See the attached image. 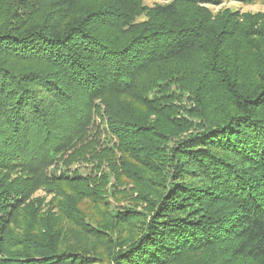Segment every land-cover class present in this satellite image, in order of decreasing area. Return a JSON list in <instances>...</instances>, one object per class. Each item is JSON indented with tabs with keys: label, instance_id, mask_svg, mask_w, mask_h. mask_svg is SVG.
I'll use <instances>...</instances> for the list:
<instances>
[{
	"label": "trees",
	"instance_id": "1",
	"mask_svg": "<svg viewBox=\"0 0 264 264\" xmlns=\"http://www.w3.org/2000/svg\"><path fill=\"white\" fill-rule=\"evenodd\" d=\"M223 1L0 0V264H264V22Z\"/></svg>",
	"mask_w": 264,
	"mask_h": 264
},
{
	"label": "rangeland",
	"instance_id": "2",
	"mask_svg": "<svg viewBox=\"0 0 264 264\" xmlns=\"http://www.w3.org/2000/svg\"><path fill=\"white\" fill-rule=\"evenodd\" d=\"M163 0H144V3H146L147 5H152L156 2H161ZM165 1V0H164ZM205 8H207V10L209 11V13L212 15L213 20L216 16L218 15H223V14H230L232 16L237 15L244 17V18H250L252 15L254 14H258V20L259 22H264V19L261 17L262 14H264V0H255L252 3H242L239 1H230V0H225L222 3L218 4V5H207ZM243 19V18H242ZM241 19V20H242ZM250 24V22H249ZM230 40V39H229ZM262 63V62H261ZM90 167H86L84 169V172H88ZM123 184H121L120 187H122V190L125 188H130L131 185L130 183H128L127 181H125L123 179ZM133 191L132 188L131 190H129L128 192ZM36 195H42L44 196L43 191L38 192ZM51 197L49 196L47 198V200H49ZM128 198V196H127ZM126 199L122 198H118V201L121 202V204H124L125 201H128ZM88 211H91V205H87L86 208ZM93 212V211H91ZM191 264V263H188Z\"/></svg>",
	"mask_w": 264,
	"mask_h": 264
}]
</instances>
